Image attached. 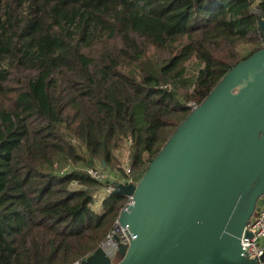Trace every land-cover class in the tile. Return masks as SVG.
Listing matches in <instances>:
<instances>
[{"label": "trees", "instance_id": "16d2710c", "mask_svg": "<svg viewBox=\"0 0 264 264\" xmlns=\"http://www.w3.org/2000/svg\"><path fill=\"white\" fill-rule=\"evenodd\" d=\"M259 19L264 0H0V264H71L100 247L126 196L95 209L119 180L87 169L129 143L139 179L188 103L264 46Z\"/></svg>", "mask_w": 264, "mask_h": 264}, {"label": "water", "instance_id": "95a60500", "mask_svg": "<svg viewBox=\"0 0 264 264\" xmlns=\"http://www.w3.org/2000/svg\"><path fill=\"white\" fill-rule=\"evenodd\" d=\"M112 191L132 195L116 218L128 244L115 235L114 260L100 246L71 264H257L241 237L264 194V46L222 76L137 182Z\"/></svg>", "mask_w": 264, "mask_h": 264}, {"label": "built area", "instance_id": "2783aa9c", "mask_svg": "<svg viewBox=\"0 0 264 264\" xmlns=\"http://www.w3.org/2000/svg\"><path fill=\"white\" fill-rule=\"evenodd\" d=\"M264 43V36L262 38ZM188 106L190 111L197 108L193 102H189ZM131 170L127 169V173ZM87 173L89 176L97 181L104 182L108 180L109 174L96 168H88ZM128 181H134L132 178H128ZM122 182V181H120ZM125 183V182H124ZM113 190V185L107 186L105 194ZM126 204L132 203V195H127ZM244 231L248 232L249 235L245 236L244 233L241 237V246L249 259H256L257 264H263L260 257L264 253V194L258 199L255 207V211L248 219ZM115 235L119 237V242L122 244H128L130 234L126 227H122L117 220L114 221L112 228L106 235V239L101 246L106 250L107 254L110 255L111 259L114 260V254L117 250V242L115 241Z\"/></svg>", "mask_w": 264, "mask_h": 264}, {"label": "rangeland", "instance_id": "374dc122", "mask_svg": "<svg viewBox=\"0 0 264 264\" xmlns=\"http://www.w3.org/2000/svg\"><path fill=\"white\" fill-rule=\"evenodd\" d=\"M248 46L244 45V48L247 49ZM242 48V49H244ZM129 143H125L122 148H120L118 151L115 152L117 161L111 162L108 167H103L100 164V162L97 161V164L95 167L100 168V170L104 169L106 173L110 174L111 179L110 180H121L122 182L124 180H127L128 178H132L135 182H137L139 179H135V171L131 170L129 173H127V169H129V159H128V151H129ZM85 164L83 162L74 163L71 161L64 162L59 161L56 164H54V167L52 169L56 172L62 173L71 169H85ZM103 197V196H102ZM105 197V196H104ZM101 199L100 195L95 196V203L94 208H98L99 206V200Z\"/></svg>", "mask_w": 264, "mask_h": 264}, {"label": "crops", "instance_id": "0c3cea01", "mask_svg": "<svg viewBox=\"0 0 264 264\" xmlns=\"http://www.w3.org/2000/svg\"><path fill=\"white\" fill-rule=\"evenodd\" d=\"M97 195H100V196H101V199L99 200V205H100L101 200H102V199L104 198V196L106 195V194H105V191H104V192L102 191V192H100V193H97L96 196H97ZM102 196H103V197H102Z\"/></svg>", "mask_w": 264, "mask_h": 264}]
</instances>
